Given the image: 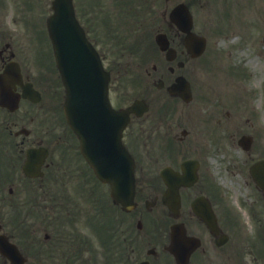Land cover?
<instances>
[{
    "label": "flooded vegetation",
    "instance_id": "obj_1",
    "mask_svg": "<svg viewBox=\"0 0 264 264\" xmlns=\"http://www.w3.org/2000/svg\"><path fill=\"white\" fill-rule=\"evenodd\" d=\"M90 1L88 9L96 10L97 7L108 22L117 17V25H109L108 31L115 33L121 48L132 58V61L121 62L117 55L107 62L112 107L128 106L132 102L129 97L147 105V111L141 116L129 114L121 134V142L135 163L134 206L125 209L111 198L109 184L96 178L86 159L80 157L73 134V142H55L51 148L46 146L41 131V99L34 102L20 98L17 108L12 111L5 108L0 119V264H177L165 249L168 230L176 220L184 222L187 232L199 237L201 242L190 254L187 264L205 263L210 256L202 253L212 244L215 248H224L229 236L221 237L225 242L218 245L216 235L191 208L192 200L204 195L212 203L217 217L218 209L223 211L217 206L214 194H210L211 190L197 187L203 178L211 184V175L209 178L204 168L205 158L197 153L199 143L193 136L194 129L187 128L183 118L194 93L187 75L202 56L190 52L192 43L187 33L169 18L171 8L183 0ZM186 1L191 7L194 0ZM191 31L200 35L194 25ZM157 34L166 37L168 53L155 42ZM14 56L11 49L2 46L0 69ZM21 72L23 83L32 82L42 94L34 76L25 72L22 65ZM179 76L188 81L191 100L168 92L167 86L176 83ZM142 79L146 83L138 87L136 84ZM124 80L134 84L133 88L138 90L136 94L122 92L120 86ZM13 91L22 92V86L17 85ZM216 121L222 124V117L216 116ZM27 125L30 128L24 129ZM259 126L260 129L243 130L233 122L226 128L231 129L228 133L231 146L239 145V137L245 136L244 146H239L244 156L245 185L252 183L248 173L251 161L264 158V121ZM155 135L163 139L161 157L165 162L156 168L151 178L147 174L146 161L151 156ZM40 146L48 148L49 161H46L48 157L44 164L37 160L39 168L34 169L33 174L23 173L26 149ZM189 158L196 160L197 180L179 188L181 206L178 219H175L161 201L166 185L160 169L169 166L181 171L182 163ZM258 191L264 197V192ZM190 221L206 232L191 233ZM226 223L228 227L233 226L230 213ZM218 224L221 231L223 228L226 231L227 226L219 217ZM256 246L264 255V233L260 245L256 243Z\"/></svg>",
    "mask_w": 264,
    "mask_h": 264
},
{
    "label": "rangeland",
    "instance_id": "obj_2",
    "mask_svg": "<svg viewBox=\"0 0 264 264\" xmlns=\"http://www.w3.org/2000/svg\"><path fill=\"white\" fill-rule=\"evenodd\" d=\"M50 1L0 0V38L4 37L0 47L11 42L24 66L32 73L41 72L44 79H56L49 59L41 64L34 60L38 53L43 52L47 57L51 54L45 24L51 12ZM81 3L75 0L79 18ZM194 9L196 25L206 30L208 47L189 70L195 83L194 101L187 106L183 118L185 126L194 129L193 136L199 143L197 153L205 158L204 168L209 178L211 175V184L203 178L197 187L214 194L217 206L223 210L217 208L219 218L230 234L224 248L212 244L202 253L210 257L199 264H264V255L256 246L264 233V197L253 183L244 184V156L240 148L231 146L228 138L231 129H226L233 122L239 129H260L259 103L264 102L261 93H264V0H201ZM91 38L110 58L118 53L114 39L103 37L102 32ZM49 87L54 89L53 84ZM135 91L129 88V93ZM233 97H239L236 103L230 101ZM4 114L0 109V118ZM53 114L56 113L42 114V131L58 126L59 120ZM216 116L222 117V124L216 123ZM162 151V139L156 137L146 161L151 178L165 162ZM229 213L233 220L230 227L226 223ZM190 225L192 233L206 232L191 221Z\"/></svg>",
    "mask_w": 264,
    "mask_h": 264
},
{
    "label": "water",
    "instance_id": "obj_3",
    "mask_svg": "<svg viewBox=\"0 0 264 264\" xmlns=\"http://www.w3.org/2000/svg\"><path fill=\"white\" fill-rule=\"evenodd\" d=\"M52 7L54 13L48 18V31L53 43L55 59L60 73L65 82L67 96L65 100V113L69 124L75 129L81 141L85 139L88 118L90 121L91 113L98 107L103 110L104 102L107 103V74L103 71L100 61L93 47L86 40L82 29L77 23L71 0H53ZM103 77V78H102ZM3 79V77L1 78ZM104 79V80H103ZM89 104V108L87 106ZM108 114H106L107 118ZM103 113L99 115V126L101 129H108L110 124L102 121ZM98 125H95V129ZM118 129V128H116ZM123 148L116 149L118 157L115 164L106 163V169L100 168V163H94L93 166L98 175L104 174L111 182L113 195L122 201H128L132 196V164ZM254 176L262 187H264V163L254 166ZM102 170V171H101ZM171 178L168 183L171 185L168 197L174 202L178 201L177 186L174 185V179L181 183H188L195 178V172L183 178L176 176V173L167 172ZM175 176V177H174ZM119 188V189H118ZM201 212L205 220L211 218V211L206 203L201 202ZM212 225V223L210 224ZM171 247L177 259L180 258V252L184 246L190 244L186 249L194 246V240L184 235V229L175 224L172 227Z\"/></svg>",
    "mask_w": 264,
    "mask_h": 264
}]
</instances>
